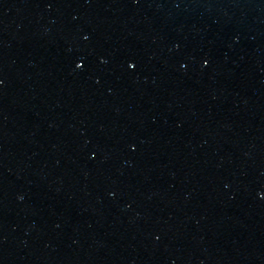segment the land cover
<instances>
[{
	"label": "water",
	"instance_id": "1",
	"mask_svg": "<svg viewBox=\"0 0 264 264\" xmlns=\"http://www.w3.org/2000/svg\"><path fill=\"white\" fill-rule=\"evenodd\" d=\"M0 264H264V0H0Z\"/></svg>",
	"mask_w": 264,
	"mask_h": 264
},
{
	"label": "snow or ice",
	"instance_id": "2",
	"mask_svg": "<svg viewBox=\"0 0 264 264\" xmlns=\"http://www.w3.org/2000/svg\"><path fill=\"white\" fill-rule=\"evenodd\" d=\"M80 66L81 65H79V64L76 65L77 68H79ZM128 67L131 68V67H133V65L132 64H129Z\"/></svg>",
	"mask_w": 264,
	"mask_h": 264
}]
</instances>
